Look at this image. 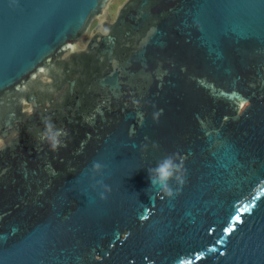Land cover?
<instances>
[{
	"label": "water",
	"instance_id": "1",
	"mask_svg": "<svg viewBox=\"0 0 264 264\" xmlns=\"http://www.w3.org/2000/svg\"><path fill=\"white\" fill-rule=\"evenodd\" d=\"M114 2L0 0V264H264V0Z\"/></svg>",
	"mask_w": 264,
	"mask_h": 264
},
{
	"label": "clouds",
	"instance_id": "2",
	"mask_svg": "<svg viewBox=\"0 0 264 264\" xmlns=\"http://www.w3.org/2000/svg\"><path fill=\"white\" fill-rule=\"evenodd\" d=\"M68 135L67 131L63 128H57L51 121H45V129L40 136L41 141L46 142L49 148L53 151L58 150L60 147L65 146L63 139ZM153 147H158L155 143ZM105 165L99 161H94L92 164V172L100 176L101 179L97 181V184L103 189L99 193L101 199H107L105 193H110L109 186L104 184L103 174ZM149 179L151 182V188H159L161 198H167L174 200L182 193L183 187L187 182V170L185 167L184 159L178 154H169L159 160L155 167L147 169ZM173 183L176 185L174 189Z\"/></svg>",
	"mask_w": 264,
	"mask_h": 264
},
{
	"label": "rangeland",
	"instance_id": "3",
	"mask_svg": "<svg viewBox=\"0 0 264 264\" xmlns=\"http://www.w3.org/2000/svg\"><path fill=\"white\" fill-rule=\"evenodd\" d=\"M126 0H115L114 4L112 5L111 9H110V13L112 15V17L114 18L117 12V9L125 2ZM86 39L81 41V45H83L85 43Z\"/></svg>",
	"mask_w": 264,
	"mask_h": 264
},
{
	"label": "snow or ice",
	"instance_id": "4",
	"mask_svg": "<svg viewBox=\"0 0 264 264\" xmlns=\"http://www.w3.org/2000/svg\"><path fill=\"white\" fill-rule=\"evenodd\" d=\"M236 219H237V220H239V219H240V217H239V216H237V217H236Z\"/></svg>",
	"mask_w": 264,
	"mask_h": 264
}]
</instances>
